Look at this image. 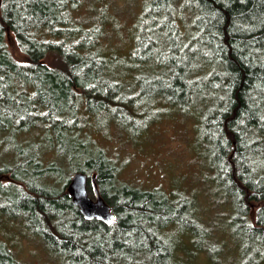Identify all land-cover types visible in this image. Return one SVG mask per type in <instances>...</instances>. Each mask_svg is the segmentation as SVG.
I'll list each match as a JSON object with an SVG mask.
<instances>
[{
  "label": "trees",
  "instance_id": "obj_1",
  "mask_svg": "<svg viewBox=\"0 0 264 264\" xmlns=\"http://www.w3.org/2000/svg\"><path fill=\"white\" fill-rule=\"evenodd\" d=\"M88 1L101 0H0V216L67 264H174L185 231L213 228L191 198L121 180L93 135L113 123L137 133L169 105L197 121L206 168L263 264L264 0H145L130 58L103 52L102 25L80 13ZM77 172L94 199L95 176L111 224L73 203ZM0 237V264H24Z\"/></svg>",
  "mask_w": 264,
  "mask_h": 264
},
{
  "label": "rangeland",
  "instance_id": "obj_2",
  "mask_svg": "<svg viewBox=\"0 0 264 264\" xmlns=\"http://www.w3.org/2000/svg\"><path fill=\"white\" fill-rule=\"evenodd\" d=\"M91 2H86L80 13L86 22L102 25L103 52L128 58L135 46V32L139 30L145 0ZM7 43L15 57L20 58V48L12 35L7 36ZM164 109L137 133H132L129 123L125 124L126 129L113 123L97 127L93 135L121 166V180L142 188L161 187L181 202L191 198L196 212L213 228L214 235L204 239L185 231L174 264H255L257 238L244 228L241 230L240 223L235 225L233 205L225 201V187L213 181L215 174L206 168L210 154L196 141L203 140L198 126L196 130L193 126L197 121H186V114L174 113L169 105ZM4 150L0 148L1 153ZM1 153L0 158L5 159ZM67 178L66 174L64 180ZM0 233L24 264H67L61 255L49 252L42 239L21 220L0 216Z\"/></svg>",
  "mask_w": 264,
  "mask_h": 264
},
{
  "label": "water",
  "instance_id": "obj_3",
  "mask_svg": "<svg viewBox=\"0 0 264 264\" xmlns=\"http://www.w3.org/2000/svg\"><path fill=\"white\" fill-rule=\"evenodd\" d=\"M88 176L83 172H77L73 175L68 192L73 199V203L78 206L87 220L97 219L107 224H111L115 218L110 205L100 195L95 176L93 182L95 184L96 199L90 196L88 191Z\"/></svg>",
  "mask_w": 264,
  "mask_h": 264
}]
</instances>
